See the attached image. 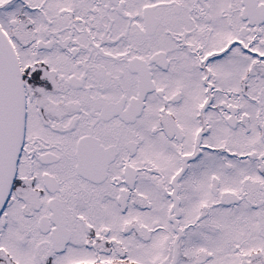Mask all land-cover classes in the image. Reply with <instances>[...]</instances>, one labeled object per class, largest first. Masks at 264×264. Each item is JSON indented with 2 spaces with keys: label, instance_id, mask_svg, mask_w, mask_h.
Masks as SVG:
<instances>
[{
  "label": "snow or ice",
  "instance_id": "1",
  "mask_svg": "<svg viewBox=\"0 0 264 264\" xmlns=\"http://www.w3.org/2000/svg\"><path fill=\"white\" fill-rule=\"evenodd\" d=\"M0 264H264V0H0Z\"/></svg>",
  "mask_w": 264,
  "mask_h": 264
}]
</instances>
